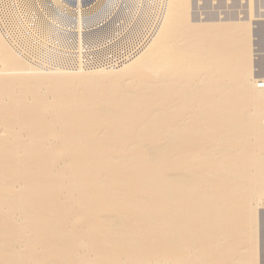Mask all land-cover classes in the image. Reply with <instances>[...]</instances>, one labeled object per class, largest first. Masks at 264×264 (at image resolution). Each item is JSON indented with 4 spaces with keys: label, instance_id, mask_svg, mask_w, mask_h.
<instances>
[{
    "label": "bare ground",
    "instance_id": "obj_1",
    "mask_svg": "<svg viewBox=\"0 0 264 264\" xmlns=\"http://www.w3.org/2000/svg\"><path fill=\"white\" fill-rule=\"evenodd\" d=\"M163 1L113 67L40 68L0 28V264H258L252 28Z\"/></svg>",
    "mask_w": 264,
    "mask_h": 264
},
{
    "label": "built area",
    "instance_id": "obj_2",
    "mask_svg": "<svg viewBox=\"0 0 264 264\" xmlns=\"http://www.w3.org/2000/svg\"><path fill=\"white\" fill-rule=\"evenodd\" d=\"M102 3V2H101ZM163 0H0V28L40 68L113 67L140 51Z\"/></svg>",
    "mask_w": 264,
    "mask_h": 264
},
{
    "label": "rangeland",
    "instance_id": "obj_3",
    "mask_svg": "<svg viewBox=\"0 0 264 264\" xmlns=\"http://www.w3.org/2000/svg\"><path fill=\"white\" fill-rule=\"evenodd\" d=\"M192 18L202 22L211 20L244 21L253 31L252 57L255 61L257 85H264V0H189ZM249 16V17H248ZM251 19V20H250ZM195 20V21H197ZM260 74V75H259ZM258 214L257 258L264 264V210ZM262 231V232H261ZM260 247V248H259Z\"/></svg>",
    "mask_w": 264,
    "mask_h": 264
}]
</instances>
